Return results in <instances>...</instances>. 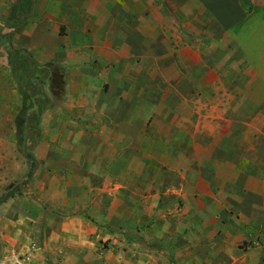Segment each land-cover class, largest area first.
Returning <instances> with one entry per match:
<instances>
[{
    "label": "crops",
    "instance_id": "0c3cea01",
    "mask_svg": "<svg viewBox=\"0 0 264 264\" xmlns=\"http://www.w3.org/2000/svg\"><path fill=\"white\" fill-rule=\"evenodd\" d=\"M28 1L0 0V123L38 117L61 217L90 237L61 264H121L101 238L141 219L131 201L154 212L164 174L189 228L156 254L264 264V0Z\"/></svg>",
    "mask_w": 264,
    "mask_h": 264
},
{
    "label": "rangeland",
    "instance_id": "374dc122",
    "mask_svg": "<svg viewBox=\"0 0 264 264\" xmlns=\"http://www.w3.org/2000/svg\"><path fill=\"white\" fill-rule=\"evenodd\" d=\"M31 6L28 1L24 11H29ZM36 81L34 83H38ZM33 91L41 96L36 101L44 103L48 99L37 92L36 86ZM21 94L28 95L24 98V104L33 101L27 88H23ZM19 114L13 124L0 123V264H41L44 260H48V264H61L66 258L74 263L82 254L71 249L90 237L81 235L79 223L62 219L61 216L71 215L69 213L73 207L62 203L60 180L55 184L58 187H55L56 190L52 186L54 166L39 156L38 117L31 116L27 124L25 113ZM43 158L47 159L48 156L45 154ZM162 177L164 180L160 178L159 182H166L167 187L160 189L164 193L154 212L150 210L151 203L147 200L142 204L131 201L126 207H130V211L138 210L141 219L132 217V213L124 214L132 218L116 221L120 223L116 226L117 233H111L116 240L101 238L103 248H110L115 255L121 250V264H167L168 260L169 264H176L171 251L166 253L162 249L161 255H158L155 246H152L172 245L176 243L174 239L181 240L182 236L181 232L179 235L171 233L179 228H189L177 216L183 207L181 199L174 197L179 185L175 181L172 183L167 174ZM168 189L170 198L165 197ZM127 190L130 199H137L131 189ZM64 208H68V214L61 213ZM91 222L98 224L99 228L103 227L99 221L92 219ZM166 228L171 230L169 235L163 234Z\"/></svg>",
    "mask_w": 264,
    "mask_h": 264
},
{
    "label": "trees",
    "instance_id": "16d2710c",
    "mask_svg": "<svg viewBox=\"0 0 264 264\" xmlns=\"http://www.w3.org/2000/svg\"><path fill=\"white\" fill-rule=\"evenodd\" d=\"M243 1L245 3L246 7L250 8V1L249 0H243ZM29 3L32 4V0H29ZM21 15H24V13H22ZM33 70H34V73H36L38 69L35 68ZM30 157L34 158L32 154H30Z\"/></svg>",
    "mask_w": 264,
    "mask_h": 264
}]
</instances>
